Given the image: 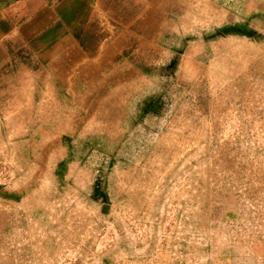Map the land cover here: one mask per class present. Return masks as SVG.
I'll use <instances>...</instances> for the list:
<instances>
[{
    "label": "rangeland",
    "instance_id": "1",
    "mask_svg": "<svg viewBox=\"0 0 264 264\" xmlns=\"http://www.w3.org/2000/svg\"><path fill=\"white\" fill-rule=\"evenodd\" d=\"M198 2L117 3L33 100L0 76V264L264 259V17Z\"/></svg>",
    "mask_w": 264,
    "mask_h": 264
},
{
    "label": "crops",
    "instance_id": "2",
    "mask_svg": "<svg viewBox=\"0 0 264 264\" xmlns=\"http://www.w3.org/2000/svg\"><path fill=\"white\" fill-rule=\"evenodd\" d=\"M123 1L127 0H0V76L6 74L8 79L3 88H6L3 101H17L12 97L16 95L13 89L17 83L19 88L31 89L29 93L33 100L37 94L34 88L44 87L48 80L58 79V75L61 78L63 71L51 66L52 62H64V57L70 55L71 60L83 55L82 51L76 50L79 45L73 40L87 39L90 33L100 39L99 31H91L89 25L107 24L111 9ZM183 1L189 11H192L193 2L199 1L196 6H206V17L221 14L230 26L245 20L248 22L254 16L264 17V0ZM177 4V0H147L151 9L159 6L174 9ZM110 35L103 36V39L110 38ZM49 58L52 61L48 62ZM24 93L20 91L19 98H23ZM240 264H264V259L259 262L256 256L243 258Z\"/></svg>",
    "mask_w": 264,
    "mask_h": 264
},
{
    "label": "flooded vegetation",
    "instance_id": "3",
    "mask_svg": "<svg viewBox=\"0 0 264 264\" xmlns=\"http://www.w3.org/2000/svg\"><path fill=\"white\" fill-rule=\"evenodd\" d=\"M232 27H234L235 28V31H237V32H242L243 33V31H245V29H240V28H237V27H235V26H232ZM232 29V28H231ZM233 30V29H232ZM176 61H177V59L176 58H173V59H171V63H169L168 65H170V66H172L171 68L172 69H174L175 67H177L176 65H177V63H176ZM59 169L60 168H64V166L60 163L59 164ZM63 170V169H62ZM99 178L98 179H96L95 181H94V183H93V185H92V188L94 189V191L95 192H100L99 191V189H97L99 186H98V184H99ZM97 190V191H96ZM97 196H101V195H99V193H97Z\"/></svg>",
    "mask_w": 264,
    "mask_h": 264
}]
</instances>
